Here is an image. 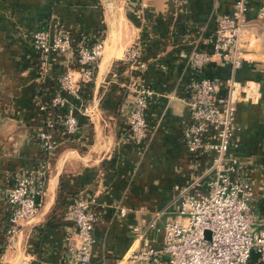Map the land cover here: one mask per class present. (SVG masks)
I'll list each match as a JSON object with an SVG mask.
<instances>
[{
    "label": "crops",
    "instance_id": "1",
    "mask_svg": "<svg viewBox=\"0 0 264 264\" xmlns=\"http://www.w3.org/2000/svg\"><path fill=\"white\" fill-rule=\"evenodd\" d=\"M234 0H0V264H63L75 242L67 207L79 196L93 197L92 264H116L138 244L132 226L159 244L163 220L172 214L182 185L203 171L211 153L189 156L181 141L188 120L187 87L198 77L214 78L224 92L228 62L214 55L201 68L188 64L193 49L211 52L219 16ZM264 0H246L239 40L241 60L232 71L234 129L229 149L249 180L258 227L264 228V26L255 23ZM65 28L102 40L92 78L79 81L80 99H70L77 127L66 135L56 124L48 154L44 194L35 214L22 221L11 243L5 234V190L17 173L39 162L37 131L43 114L36 100L58 92L65 68L79 67L54 55L39 74L29 34ZM136 47L144 68L124 61ZM139 77L149 93L140 142L128 135L132 97L126 84ZM124 208V213L119 208ZM151 226H147L149 221ZM246 264H260L252 251Z\"/></svg>",
    "mask_w": 264,
    "mask_h": 264
},
{
    "label": "built area",
    "instance_id": "2",
    "mask_svg": "<svg viewBox=\"0 0 264 264\" xmlns=\"http://www.w3.org/2000/svg\"><path fill=\"white\" fill-rule=\"evenodd\" d=\"M182 4L186 0H175ZM246 0H234L232 10L219 16L212 38L211 52L193 49L188 64L196 71L214 55L224 58L230 75L224 92L214 78L198 77L187 87L188 120L181 131L185 151L192 155L211 153L210 164L189 184L178 188L172 214L162 223L159 244H153L144 230L132 226L138 244L116 264H246L252 251L264 264V228L256 225L250 206L253 196L249 180L244 176L238 156L229 149L234 129L235 105L231 96L232 71L241 60L240 32L246 22ZM255 23L264 26V1L257 7ZM36 50V63L40 75L48 73L50 60L60 54L62 61L79 67L78 78L65 68L56 77L59 91L46 100L37 99L36 109L43 114V126L37 131L41 157L34 168L16 174L5 190L3 201L7 211L5 234L8 242L19 230L22 221L33 216L44 194L48 154L55 146L52 130L56 124L66 135L77 127L70 99H80L79 81L91 80L100 56L102 40L94 38L87 43L80 36L73 42L72 31L65 28L50 30L42 27L30 34ZM124 61L143 69L136 47L124 55ZM132 97L128 112L129 139L138 143L144 136V107L149 89L137 76L126 84ZM94 198L79 196L67 207L71 232L75 242L68 243L63 264H92V229L96 216L91 209ZM121 214L124 208H119ZM149 221L147 226H151ZM208 230V235L204 234ZM3 264V262L1 263Z\"/></svg>",
    "mask_w": 264,
    "mask_h": 264
},
{
    "label": "trees",
    "instance_id": "3",
    "mask_svg": "<svg viewBox=\"0 0 264 264\" xmlns=\"http://www.w3.org/2000/svg\"><path fill=\"white\" fill-rule=\"evenodd\" d=\"M79 37H80V36H79L78 34L72 32V38H73V42H74V43L77 42V39H79Z\"/></svg>",
    "mask_w": 264,
    "mask_h": 264
},
{
    "label": "water",
    "instance_id": "4",
    "mask_svg": "<svg viewBox=\"0 0 264 264\" xmlns=\"http://www.w3.org/2000/svg\"><path fill=\"white\" fill-rule=\"evenodd\" d=\"M204 234L205 235H208V230H204Z\"/></svg>",
    "mask_w": 264,
    "mask_h": 264
}]
</instances>
